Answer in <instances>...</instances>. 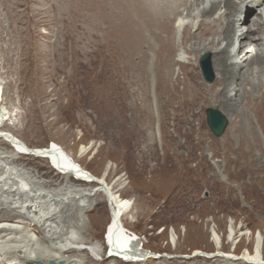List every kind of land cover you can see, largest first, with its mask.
Masks as SVG:
<instances>
[{"label": "rangeland", "instance_id": "1", "mask_svg": "<svg viewBox=\"0 0 264 264\" xmlns=\"http://www.w3.org/2000/svg\"><path fill=\"white\" fill-rule=\"evenodd\" d=\"M137 11V0H0V92L6 111L23 119L15 135L29 149L58 145L82 169L105 176L120 198L132 202L129 217L134 222L126 219V237L145 253L136 261L120 258L119 264H204L205 255L215 251L213 229L225 240L230 227L233 240L223 244L221 253H251L256 238L262 237L264 244V173L255 179L236 175V169L255 162L249 154L231 150L237 113L220 102L202 105L198 120L185 125L190 132L164 141L157 127L153 139L146 125L142 133L126 128L130 101L125 102L126 121L109 113L105 87L95 83V76L105 64L117 66L122 59L129 68L127 58L137 61L130 48ZM195 72L206 84L215 79L212 70L213 80L207 82L200 65ZM208 109L227 120L220 136L208 127ZM136 118L144 117L139 113ZM25 159L28 168L42 165L43 172L67 180L48 159ZM95 198L102 200L95 210L104 215L102 256H108L110 211L105 200ZM186 229L192 236H185ZM195 250L203 253L192 261Z\"/></svg>", "mask_w": 264, "mask_h": 264}, {"label": "bare ground", "instance_id": "2", "mask_svg": "<svg viewBox=\"0 0 264 264\" xmlns=\"http://www.w3.org/2000/svg\"><path fill=\"white\" fill-rule=\"evenodd\" d=\"M137 3L136 24L130 30V48L136 52L137 61L127 58L128 68L122 59L118 63L116 60L123 65L113 64L114 68L105 64L95 76V83L105 87L110 115L126 121L128 100L126 128L133 130L132 134L141 132V126L146 125L152 139L157 127L160 139L164 141L169 136L173 140L181 132H190L185 125L198 120L202 105L220 102L238 115L231 130L235 138L231 150L249 154L255 161L248 169H236V175L255 179L260 172L264 173V0ZM204 53L210 54L215 73L209 84L201 82L195 72ZM70 62L74 65L76 61L71 57ZM6 110L1 91L0 264H119L120 258L136 261L143 257L144 250L125 233L126 219L134 222L129 217L132 202L120 198L106 183L105 176L98 178L82 169L58 145L27 148L15 135V131L21 132L19 123L23 119ZM139 113L144 117L141 121L136 120ZM9 147L11 150H7ZM27 155L48 159L67 180H57L43 172L42 165L28 168L24 163ZM69 177L77 182H71ZM95 197L105 200L110 211L105 237L108 256H102L104 215L95 210L102 200ZM233 233L230 227L223 240L213 229L215 251L205 255L204 264H264L262 237L255 239L251 253L248 249L240 256L221 253L223 244L233 240ZM185 236H192L187 229ZM170 242H175V236ZM202 253L195 250L190 259L193 261Z\"/></svg>", "mask_w": 264, "mask_h": 264}, {"label": "water", "instance_id": "3", "mask_svg": "<svg viewBox=\"0 0 264 264\" xmlns=\"http://www.w3.org/2000/svg\"><path fill=\"white\" fill-rule=\"evenodd\" d=\"M199 64L205 80L207 82H211L214 76L210 65L209 54H203L199 59ZM206 118L208 127L210 128L212 133L216 136H220L227 125L226 118L218 110L215 109H208L206 111ZM49 264L54 263L50 262Z\"/></svg>", "mask_w": 264, "mask_h": 264}]
</instances>
